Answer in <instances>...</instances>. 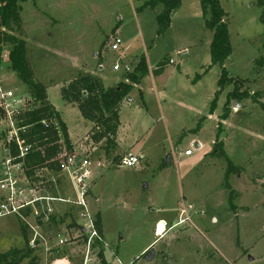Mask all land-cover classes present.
Returning a JSON list of instances; mask_svg holds the SVG:
<instances>
[{"label":"rangeland","instance_id":"obj_1","mask_svg":"<svg viewBox=\"0 0 264 264\" xmlns=\"http://www.w3.org/2000/svg\"><path fill=\"white\" fill-rule=\"evenodd\" d=\"M148 1L27 0L20 4L19 29H4L24 43L31 79L45 93L47 87L61 91L98 69L104 81L116 82L114 87L126 82L142 56L152 69L120 105L122 122L140 138L143 157L137 166L118 167L120 157L134 151H118L114 142L106 150L104 140L93 142L90 122L76 148L70 143L67 149L61 141L60 152L65 148L91 162L107 155L105 167L92 164L86 197L98 239L87 248V238L75 233L76 222L84 223L80 209L56 204L55 217L39 230L35 249L29 247V214L24 221L0 219V254L18 251L12 261L23 256L20 264H264V0H218L232 47L224 68L241 81L238 92L246 97L227 100L234 86H226L212 113L220 67L210 66L212 32L204 25L208 14L201 0H180L160 36L156 17L163 6L142 9ZM117 36L123 47L112 52L108 44ZM9 46L5 42L0 53V87L28 105V88L9 69ZM46 102L52 106L47 97ZM216 140L237 169L228 177L229 190L226 162L210 155ZM186 150L192 155L185 157ZM51 166L55 170L57 165ZM53 170L48 177L57 183L51 193L71 197ZM185 215L190 221L180 224ZM160 222L167 229L156 236ZM150 249L154 256L147 261Z\"/></svg>","mask_w":264,"mask_h":264},{"label":"trees","instance_id":"obj_2","mask_svg":"<svg viewBox=\"0 0 264 264\" xmlns=\"http://www.w3.org/2000/svg\"><path fill=\"white\" fill-rule=\"evenodd\" d=\"M25 1L27 0H0V53L3 49V44L8 41L10 45L7 49L9 69L28 88L32 101L39 103V106L34 107L33 110L23 116L24 125H34L28 131L29 140L36 141L38 147L43 148V154L35 152L27 158V167H29L27 175H30L34 167L43 166L46 160L60 152L59 148L62 142L67 149L71 146L64 123L54 108L46 102L45 88L34 84L31 79L25 60L24 43L21 39L7 34L4 30H10L14 27L19 29L21 23L20 4ZM179 4L180 0H150L142 6V9L144 7L153 8L156 5L163 6L162 12L156 17L159 36L169 26L170 14ZM201 5L202 9L207 11L208 14L204 25L206 29L212 32V39L209 45L210 66L218 65L220 67V75L216 83L218 90L214 93L209 108V113H212L219 95L226 86H234V89L227 94V100L240 102L246 96L238 92L241 81H235L231 78L224 68L226 60L232 53L228 27L224 21L226 14L218 0H201ZM159 69L161 68L157 67L155 70L157 74L162 71ZM148 74L147 60L145 56H142L133 71L127 74L126 82L122 81L114 87L105 88L99 78L82 75L71 81L65 88H62L61 97L66 103L76 105L81 117L93 124L91 140L95 143L104 140L105 149L108 150L113 143V138L119 125L118 111L121 103L133 90L134 85H139ZM138 95L141 97V91L138 92ZM261 108L264 110V104L261 105ZM222 117H226V114H223ZM43 118L54 119L58 124V132L53 128L50 130L44 129L40 125V121ZM213 145L210 155L224 159L227 164L224 180L225 189L229 190L228 177L236 172L237 169L226 156L222 149V144L216 140ZM50 169L53 170V166H50ZM56 169L53 171L56 172ZM18 253V251H12L0 254V264H20L22 258H24L23 256L20 260L12 261Z\"/></svg>","mask_w":264,"mask_h":264},{"label":"built area","instance_id":"obj_3","mask_svg":"<svg viewBox=\"0 0 264 264\" xmlns=\"http://www.w3.org/2000/svg\"><path fill=\"white\" fill-rule=\"evenodd\" d=\"M110 51L119 52L123 47L120 37H114L108 44ZM173 62L170 61L169 64ZM113 71H119V65L112 66ZM124 71H129L128 66L123 67ZM133 71V70H132ZM19 96L14 95L13 91H5L0 87V219L6 217H16L25 220L27 215L33 220V225L28 224V228L32 233V241L29 247L35 249L37 247L36 239L41 237L39 230L43 225L51 222L55 217L56 204L75 205L80 209V217L83 224L76 222L75 233L86 237V246L90 247L93 238L98 236L94 229L93 220L87 211L86 197L88 194V183L91 181L93 171L92 164L95 166L105 167V160L91 162L87 157L78 155L74 152H67L63 148V153L55 154L49 160L44 162L43 166H36L31 170V174L27 175L29 167H27V158L35 152H41L43 148L38 147L36 141L28 138V131L33 128V124L24 125L23 116L34 109L29 110V105L34 102L24 101ZM36 107V106H35ZM40 125L47 130L51 128L58 132V124L52 118H43ZM43 154V153H42ZM184 156L192 155L191 150L184 151ZM140 157L132 153L124 154L117 166L123 168H132L139 164ZM56 163L57 173L60 174L69 190L71 197H63L51 193L52 183L57 181L50 176V166ZM112 164V162H108ZM58 213V212H57ZM189 216L179 220L180 224L189 222ZM167 226L163 224V232ZM155 235H158V227L155 228ZM75 237H78L76 234ZM60 238V236L58 237ZM64 240H59L62 245ZM54 264H66L63 261Z\"/></svg>","mask_w":264,"mask_h":264},{"label":"crops","instance_id":"obj_4","mask_svg":"<svg viewBox=\"0 0 264 264\" xmlns=\"http://www.w3.org/2000/svg\"><path fill=\"white\" fill-rule=\"evenodd\" d=\"M157 6H160V5H157ZM157 6H155V7H157ZM148 69H149V71L152 70L150 68H148ZM100 71H102V69H98L97 72H93V73H89V74L94 76V77L99 78L102 81V84L105 88L111 87V86H113V84L116 83L115 81H113V79H110V81H107V82L104 81ZM52 90H54V89H51L49 87L46 88L47 99L50 102V104L53 106V108L56 110V112L58 113L61 121L64 123L66 130H67V133H68V136H69L70 143L72 145V148L73 147L76 148L77 145L82 141L81 139H83L84 136L86 135V132H88V130L90 129V127L88 125H86V123H88V121H85L81 117V115H80V113H79V111L75 105L66 103L62 99L61 91L59 90L58 87L54 91H52ZM58 95L60 97L59 99H61L60 101L58 99ZM52 99H54V101H52ZM121 108H122V106H120V109L118 111L119 125H118V129H117L116 137L114 138L113 142H114L115 146L117 147L118 151L123 150L124 147H129L134 151L133 153L131 152L132 154L138 155V156H140V158H142L143 157V154H142L143 149L139 145V139L140 138L138 136L136 137V135H134V133L130 134L129 129L126 128V123L122 122L121 116L119 114ZM82 123L84 125H82ZM79 125H81V126H79ZM121 131H125V132H123V134H125V137H123ZM106 158H107V155H104L103 159H106ZM110 161L112 162V160H110ZM13 218L14 217H12V218L6 217V218H2V220H5V219L12 220ZM14 219H16V218H14ZM9 243L10 242L8 241V239H4L3 244H6L5 247L9 246L8 245ZM1 244L2 243H0V246H1ZM151 244H152V242L148 243L147 245L142 247V249L140 250V253L144 252L148 247H150Z\"/></svg>","mask_w":264,"mask_h":264},{"label":"water","instance_id":"obj_5","mask_svg":"<svg viewBox=\"0 0 264 264\" xmlns=\"http://www.w3.org/2000/svg\"><path fill=\"white\" fill-rule=\"evenodd\" d=\"M232 106L234 108L240 107V105L237 104V103H235V102H232ZM166 160L168 161V158H166ZM157 227H160V224H158ZM153 256H154V251L152 249H150L148 251V253L144 255V259L147 260V261H149V260H151L153 258Z\"/></svg>","mask_w":264,"mask_h":264},{"label":"bare ground","instance_id":"obj_6","mask_svg":"<svg viewBox=\"0 0 264 264\" xmlns=\"http://www.w3.org/2000/svg\"><path fill=\"white\" fill-rule=\"evenodd\" d=\"M159 224H160V227H158V235L157 236H160L163 233V223L160 222Z\"/></svg>","mask_w":264,"mask_h":264}]
</instances>
